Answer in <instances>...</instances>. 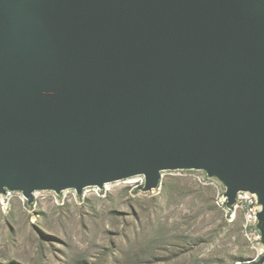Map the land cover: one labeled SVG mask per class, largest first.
I'll list each match as a JSON object with an SVG mask.
<instances>
[{
    "label": "water",
    "instance_id": "water-1",
    "mask_svg": "<svg viewBox=\"0 0 264 264\" xmlns=\"http://www.w3.org/2000/svg\"><path fill=\"white\" fill-rule=\"evenodd\" d=\"M176 170L257 194L264 241V0H0V194Z\"/></svg>",
    "mask_w": 264,
    "mask_h": 264
},
{
    "label": "rangeland",
    "instance_id": "rangeland-1",
    "mask_svg": "<svg viewBox=\"0 0 264 264\" xmlns=\"http://www.w3.org/2000/svg\"><path fill=\"white\" fill-rule=\"evenodd\" d=\"M145 181L37 191L31 203L16 192L0 202V264H264L259 227L217 205L220 180L165 171L150 192Z\"/></svg>",
    "mask_w": 264,
    "mask_h": 264
},
{
    "label": "built area",
    "instance_id": "built-area-1",
    "mask_svg": "<svg viewBox=\"0 0 264 264\" xmlns=\"http://www.w3.org/2000/svg\"><path fill=\"white\" fill-rule=\"evenodd\" d=\"M182 171H193V170H182ZM107 185L108 184H106L103 188H105ZM88 188H94L97 190L102 189L99 187H88ZM15 193L16 192L14 191L6 190L4 194H0V202L4 209L9 208L10 201L13 199ZM225 194L226 191L223 192L221 195H219V197L217 198V205L220 208L227 209L229 211L232 210V208H241L245 212L247 223L259 227V213L262 210V206L259 203V198L257 194L241 191L238 193L236 197L235 204L231 207L228 205V198L226 197Z\"/></svg>",
    "mask_w": 264,
    "mask_h": 264
}]
</instances>
